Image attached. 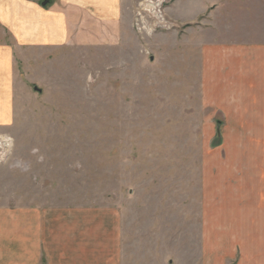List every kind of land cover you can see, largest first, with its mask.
<instances>
[{
	"label": "rangeland",
	"instance_id": "1",
	"mask_svg": "<svg viewBox=\"0 0 264 264\" xmlns=\"http://www.w3.org/2000/svg\"><path fill=\"white\" fill-rule=\"evenodd\" d=\"M211 3L222 36L264 38V0H124L131 31L120 45L17 57L0 205L114 207L124 264H203L202 192H238L225 146L238 156L241 144H262L249 131L224 137L222 112L202 106L207 35L197 33Z\"/></svg>",
	"mask_w": 264,
	"mask_h": 264
},
{
	"label": "crops",
	"instance_id": "2",
	"mask_svg": "<svg viewBox=\"0 0 264 264\" xmlns=\"http://www.w3.org/2000/svg\"><path fill=\"white\" fill-rule=\"evenodd\" d=\"M125 8L124 0H0L1 144L14 122L16 58L39 57L45 49L116 47L131 31ZM208 8L206 27L197 33L207 35L199 46L202 106L222 112L224 137L249 131L262 144H241L238 156L225 146L226 183L240 186L238 192H202L203 264H264V38L260 32L255 39L222 36L219 8ZM251 162L253 176L246 171ZM243 184L253 191L242 192ZM122 243L114 207L0 205V264H124Z\"/></svg>",
	"mask_w": 264,
	"mask_h": 264
},
{
	"label": "built area",
	"instance_id": "3",
	"mask_svg": "<svg viewBox=\"0 0 264 264\" xmlns=\"http://www.w3.org/2000/svg\"><path fill=\"white\" fill-rule=\"evenodd\" d=\"M1 144V143H0Z\"/></svg>",
	"mask_w": 264,
	"mask_h": 264
}]
</instances>
